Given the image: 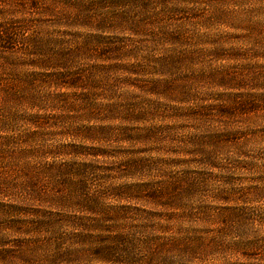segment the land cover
I'll list each match as a JSON object with an SVG mask.
<instances>
[{
	"label": "rangeland",
	"instance_id": "1",
	"mask_svg": "<svg viewBox=\"0 0 264 264\" xmlns=\"http://www.w3.org/2000/svg\"><path fill=\"white\" fill-rule=\"evenodd\" d=\"M0 264H264V0H0Z\"/></svg>",
	"mask_w": 264,
	"mask_h": 264
},
{
	"label": "trees",
	"instance_id": "2",
	"mask_svg": "<svg viewBox=\"0 0 264 264\" xmlns=\"http://www.w3.org/2000/svg\"><path fill=\"white\" fill-rule=\"evenodd\" d=\"M85 130H87V132H89L88 136H86V137H88L87 139H89V140H91L92 138L96 137V135L98 134L97 130H99V132H101V133H104L103 128L94 129V127H88ZM92 135H94V136H92ZM100 135H106V134H100ZM45 225H47V226L48 225H53V223L49 222V224H45ZM57 225H58V223H55V226H57ZM110 255L111 254L108 253L105 259L106 260L110 259L112 257V255L111 256Z\"/></svg>",
	"mask_w": 264,
	"mask_h": 264
}]
</instances>
